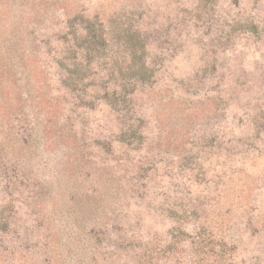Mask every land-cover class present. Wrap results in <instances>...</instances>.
I'll return each mask as SVG.
<instances>
[{
	"label": "rangeland",
	"instance_id": "374dc122",
	"mask_svg": "<svg viewBox=\"0 0 264 264\" xmlns=\"http://www.w3.org/2000/svg\"><path fill=\"white\" fill-rule=\"evenodd\" d=\"M0 264H264V0H0Z\"/></svg>",
	"mask_w": 264,
	"mask_h": 264
},
{
	"label": "trees",
	"instance_id": "16d2710c",
	"mask_svg": "<svg viewBox=\"0 0 264 264\" xmlns=\"http://www.w3.org/2000/svg\"><path fill=\"white\" fill-rule=\"evenodd\" d=\"M84 38H85V40H89L90 43L92 42L93 44H97L98 46H101L105 42V39L103 38L102 35L99 36V39H97V41H96L95 40L96 37L94 35L91 36V34L89 32H86V36Z\"/></svg>",
	"mask_w": 264,
	"mask_h": 264
}]
</instances>
